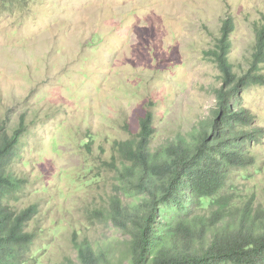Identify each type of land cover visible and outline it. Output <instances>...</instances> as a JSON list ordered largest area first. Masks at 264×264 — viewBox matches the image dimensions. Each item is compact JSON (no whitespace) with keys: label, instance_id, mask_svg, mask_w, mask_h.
I'll list each match as a JSON object with an SVG mask.
<instances>
[{"label":"rangeland","instance_id":"374dc122","mask_svg":"<svg viewBox=\"0 0 264 264\" xmlns=\"http://www.w3.org/2000/svg\"><path fill=\"white\" fill-rule=\"evenodd\" d=\"M264 0H13L0 4V119L9 113L13 126L23 116L28 146L22 154L36 189L52 191L38 222L53 242L50 264L77 261L73 229L99 240L113 229L87 219L81 191L70 198L61 176L81 160L71 145L89 131L96 155L108 157L116 139L138 129V115L154 104L157 135L152 149L188 136L208 117L221 87L220 72L207 55L222 22L232 17L235 32L230 55L234 70L249 66L255 27ZM264 70V69H263ZM243 104L264 127V87L242 92ZM55 141L59 143L55 148ZM262 171L250 183L264 203V147L257 151ZM24 167L18 165V170ZM35 190V188H34ZM35 199L43 202L45 194ZM65 228L49 231L55 221ZM74 226L69 229V226ZM122 255L114 261L118 262Z\"/></svg>","mask_w":264,"mask_h":264},{"label":"trees","instance_id":"16d2710c","mask_svg":"<svg viewBox=\"0 0 264 264\" xmlns=\"http://www.w3.org/2000/svg\"><path fill=\"white\" fill-rule=\"evenodd\" d=\"M234 32L232 17L225 18L207 52L220 72L216 104L188 136L153 150L157 128L150 102L138 115L136 131L125 123L128 135L112 143L108 157H97V135L89 131L73 141L70 148L81 163L62 173L69 192L56 187L59 196L81 191L90 220L85 229L99 224L116 236L78 241L82 231L73 229L77 261L66 264H264V203L249 186L262 171L257 151L264 147V127L242 102V92L264 87V14L243 74L230 60ZM5 117L0 119V264H50L45 256L53 242L38 222L52 189L37 190L38 177L25 172L32 163L22 154L28 146L26 119L19 117L13 126L9 113ZM39 192L43 202L35 199ZM59 222L49 231L61 233L65 227Z\"/></svg>","mask_w":264,"mask_h":264}]
</instances>
